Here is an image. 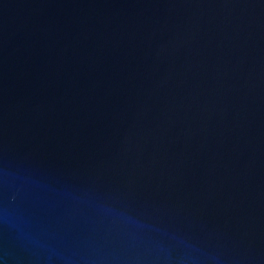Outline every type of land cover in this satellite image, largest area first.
I'll use <instances>...</instances> for the list:
<instances>
[{
    "label": "water",
    "instance_id": "95a60500",
    "mask_svg": "<svg viewBox=\"0 0 264 264\" xmlns=\"http://www.w3.org/2000/svg\"><path fill=\"white\" fill-rule=\"evenodd\" d=\"M0 264H264V0H0Z\"/></svg>",
    "mask_w": 264,
    "mask_h": 264
}]
</instances>
